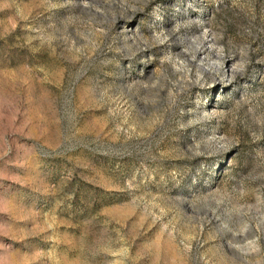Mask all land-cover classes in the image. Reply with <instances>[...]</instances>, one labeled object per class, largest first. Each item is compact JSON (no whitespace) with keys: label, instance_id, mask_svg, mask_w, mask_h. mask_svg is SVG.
Segmentation results:
<instances>
[{"label":"rangeland","instance_id":"rangeland-1","mask_svg":"<svg viewBox=\"0 0 264 264\" xmlns=\"http://www.w3.org/2000/svg\"><path fill=\"white\" fill-rule=\"evenodd\" d=\"M0 264H264V0H0Z\"/></svg>","mask_w":264,"mask_h":264}]
</instances>
